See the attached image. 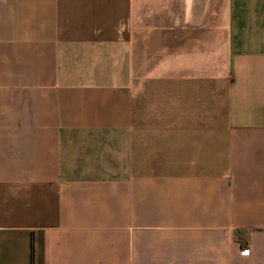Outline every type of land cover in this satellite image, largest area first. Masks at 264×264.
Wrapping results in <instances>:
<instances>
[{
    "label": "crops",
    "instance_id": "crops-1",
    "mask_svg": "<svg viewBox=\"0 0 264 264\" xmlns=\"http://www.w3.org/2000/svg\"><path fill=\"white\" fill-rule=\"evenodd\" d=\"M0 264H264V0H0Z\"/></svg>",
    "mask_w": 264,
    "mask_h": 264
},
{
    "label": "rangeland",
    "instance_id": "rangeland-1",
    "mask_svg": "<svg viewBox=\"0 0 264 264\" xmlns=\"http://www.w3.org/2000/svg\"><path fill=\"white\" fill-rule=\"evenodd\" d=\"M215 11H216V14H218L221 11V7L216 6Z\"/></svg>",
    "mask_w": 264,
    "mask_h": 264
},
{
    "label": "trees",
    "instance_id": "trees-1",
    "mask_svg": "<svg viewBox=\"0 0 264 264\" xmlns=\"http://www.w3.org/2000/svg\"><path fill=\"white\" fill-rule=\"evenodd\" d=\"M238 239H240V243H241L242 238L238 237ZM31 262H32V245H31Z\"/></svg>",
    "mask_w": 264,
    "mask_h": 264
},
{
    "label": "built area",
    "instance_id": "built-area-1",
    "mask_svg": "<svg viewBox=\"0 0 264 264\" xmlns=\"http://www.w3.org/2000/svg\"><path fill=\"white\" fill-rule=\"evenodd\" d=\"M241 253H247V250L246 249H244V250H241Z\"/></svg>",
    "mask_w": 264,
    "mask_h": 264
}]
</instances>
